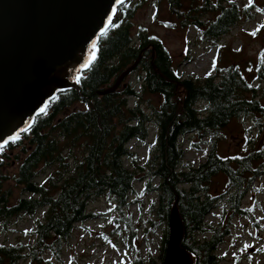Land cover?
<instances>
[{"label": "trees", "instance_id": "16d2710c", "mask_svg": "<svg viewBox=\"0 0 264 264\" xmlns=\"http://www.w3.org/2000/svg\"><path fill=\"white\" fill-rule=\"evenodd\" d=\"M143 1L118 4L113 21L97 38L93 59L74 76V86L56 94L28 130L0 148L1 228L15 218L43 211V219L35 224L33 245L25 251L20 245L0 244V264H51L61 256L76 226L91 220L87 211L92 201L105 196L121 211L134 184L143 178H148L145 193L157 196L152 210L160 222L167 224L176 204L184 225L181 247L191 254L193 264H222L216 253L229 233L221 223L213 228L204 220L221 200L230 217L247 216L242 202L252 182L264 175V145L222 157L217 134L240 117L264 114V106L252 81L236 65L215 66L219 74L201 80L185 78L159 38L141 27L135 40L132 20ZM165 3L176 23L163 26L200 27L208 41L225 36L249 14L234 3L225 6L220 1ZM210 14L209 20L199 21ZM132 66L117 90L99 94ZM136 71L144 76L142 93L159 98L150 112L140 109L138 102L128 105L136 93L124 84ZM150 122L158 133L145 166H140L128 143L144 142ZM192 134L213 137L204 162L181 171L185 153L179 140ZM12 164L15 169L10 171ZM43 168L53 172L44 177L39 172ZM217 175L226 179L227 188L212 196L208 184ZM208 232L207 240L198 239ZM167 237L166 232L157 258L145 260L136 252L132 264H162Z\"/></svg>", "mask_w": 264, "mask_h": 264}, {"label": "rangeland", "instance_id": "374dc122", "mask_svg": "<svg viewBox=\"0 0 264 264\" xmlns=\"http://www.w3.org/2000/svg\"><path fill=\"white\" fill-rule=\"evenodd\" d=\"M210 1H220L225 6L234 3L238 10L246 9L249 14L225 36L208 41L201 36L200 27L190 26L182 30L163 26L164 23H176L167 10L165 0H144L132 20L133 38L136 40V33L141 27L159 38L176 70L185 78L201 80L218 75L213 69L215 66L236 65L252 81L257 99L264 106V0ZM212 16L205 15L199 21L209 20ZM143 77L138 71L133 72L124 86L136 93L128 99L129 107L138 102L140 109L150 112V105L156 106L159 98L142 93ZM147 132L148 137L144 142L134 140L128 143V149L136 156L140 166H145L155 145L158 131L153 122L148 124ZM217 135L220 140L218 152L222 157L238 156L251 148H261L264 145V114L233 120ZM211 137L212 134L202 137L192 134L180 138L185 153L181 171L204 162ZM124 164L128 166V160ZM53 168L39 169V172L45 177L53 172ZM14 169L12 164L9 170ZM147 179L136 181L134 192L127 200L128 205L121 211L105 196L92 201L87 211L92 216L91 220L76 226L61 256L51 260V264H132L136 252L145 260L157 258L168 225L160 222L153 213L152 205L157 203V196L155 193H145ZM225 186L226 179L217 175L208 184V191L212 196H218L226 192ZM251 186L242 202L244 209H247L246 217H230L221 200L204 220L213 228L221 223L229 233L216 253L218 258H223L222 264H264V175L254 180ZM42 215L43 211H38L32 217L13 219L6 229L0 226V244L20 245L27 251L35 242V224L43 219ZM209 236L208 232L198 239L207 240Z\"/></svg>", "mask_w": 264, "mask_h": 264}, {"label": "water", "instance_id": "95a60500", "mask_svg": "<svg viewBox=\"0 0 264 264\" xmlns=\"http://www.w3.org/2000/svg\"><path fill=\"white\" fill-rule=\"evenodd\" d=\"M124 0H0V148L28 130L51 99L74 86ZM128 69L108 90L119 88ZM162 264H193L184 225L170 210Z\"/></svg>", "mask_w": 264, "mask_h": 264}]
</instances>
